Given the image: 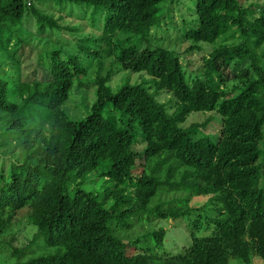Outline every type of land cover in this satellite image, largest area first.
Listing matches in <instances>:
<instances>
[{
    "label": "trees",
    "instance_id": "trees-1",
    "mask_svg": "<svg viewBox=\"0 0 264 264\" xmlns=\"http://www.w3.org/2000/svg\"><path fill=\"white\" fill-rule=\"evenodd\" d=\"M166 1L0 0V145L16 139L10 152L20 149L17 161L0 164V236L28 208L35 234L25 248L15 249L20 264H252L256 256L264 261V0H195L180 41H192L191 51L204 50L200 44L215 47L190 74L177 52L143 47L160 26ZM37 2L60 10L65 3L79 4L94 9V22L103 20L101 35L92 38L97 49L88 55L101 58V68L108 63L107 71L95 73L94 98L74 120L63 107L75 85L84 87L92 59L61 50L43 59L35 46L36 61L28 63L31 50L24 39L9 50L16 28L28 18L41 35L76 29L37 9ZM22 65L30 70L25 79ZM118 70L144 72L147 80L128 81L114 92L109 84ZM160 92L174 104L159 102ZM213 111L222 118L215 138L198 136L210 118L180 126L194 112ZM139 145H145L143 152ZM95 172L106 187L87 192L79 181ZM160 191L178 197L147 210ZM202 196L207 202L194 208L191 199ZM212 204L216 209L204 216ZM136 214L149 224L196 215L191 229L199 230L205 220L214 231L171 255L164 251L167 232L161 228L153 231L152 245L140 249L139 240L125 243L114 234L132 229L136 222L128 219ZM41 238L60 249L24 262Z\"/></svg>",
    "mask_w": 264,
    "mask_h": 264
},
{
    "label": "rangeland",
    "instance_id": "rangeland-1",
    "mask_svg": "<svg viewBox=\"0 0 264 264\" xmlns=\"http://www.w3.org/2000/svg\"><path fill=\"white\" fill-rule=\"evenodd\" d=\"M195 0H177L176 3L171 5V0L165 2L166 10L160 13L161 15V24L159 27L155 28L152 33L148 36V40L143 43V47L152 46V47H162L175 51L180 56V61L185 67V70L188 74L195 71L199 65H202L203 58L206 57L212 48L215 45L210 44H200V46L205 47L204 50H195L191 51L190 46L193 44L192 41L181 42L180 36L183 28V20H191V14H193V9L195 8ZM171 5L174 8L173 11H169L168 7ZM35 7L37 9H42L47 14H55V18L59 19V23L65 26L74 28L75 30H67L66 32H61L55 30L51 34L41 35L37 31V26L33 18H28V20L23 23L22 28H16L15 35L12 37L9 43V50L13 51L19 46V39H24L25 42L30 44L29 48L25 49L30 51V56L28 55V63H35L36 55L34 54L36 50L35 46H38V51H40V56L43 59L46 57L47 53H51L54 50H61L64 54L76 53L81 56L83 60H91L92 57L88 53L93 52L97 49L96 42L92 41V38H98L101 35V26L103 20L100 17L97 18L94 22L91 17L94 9H88L85 6L73 3H65L63 9L54 7L53 4L49 3L46 5H41L39 2L36 3ZM190 8H192L190 10ZM59 9V10H58ZM186 11V13H185ZM185 13V17L181 20V14ZM103 19V18H102ZM18 29H21V32H18ZM50 30V28L48 29ZM28 32V33H27ZM89 39L87 41H84ZM140 40V37H139ZM45 41H47L45 43ZM213 46V47H212ZM43 50H45L43 52ZM65 57V56H64ZM6 60V59H5ZM44 63H48V59L43 60ZM85 62V61H84ZM86 63V62H85ZM102 63L101 58L92 59V72L89 77H84L82 81L85 82L84 87H76L71 91L70 100L64 105V110L68 113L71 120L77 119L82 115H85L86 108L85 106L90 104L94 98V89L93 79L96 76V72L99 70L105 73L107 71L108 63L103 64L102 68L99 66ZM87 64V63H86ZM23 66V65H22ZM23 69L26 71L23 72L22 78L25 79V76L30 72L29 69H26L23 66ZM4 70H9L8 66H5ZM46 74V73H45ZM44 73L42 75H45ZM41 75V76H42ZM147 80V74L142 73H133L128 71H116L115 76L110 82V86L113 88L114 92L120 89L128 81L131 84L145 83ZM78 86V85H77ZM82 88V89H81ZM157 100L161 103H173L172 96L166 92H160L157 95ZM172 105H168V111L171 112ZM173 111V107H172ZM211 119L210 125L206 131L198 133V136L201 134H208L215 138L214 132L216 128L221 125V116L217 111L213 112H194L192 113L187 120L182 123L180 126L187 129L194 123L204 122L207 119ZM137 138L141 137V132L138 128H134ZM16 139H10L5 145H0V164L5 162L8 166L11 163V158L13 161H17V158H20V149L16 148L15 152L11 153L10 148L15 146ZM138 152H143L145 145H139L135 147ZM8 151L9 153L3 155V152ZM144 165V161L141 160L138 162ZM156 163V160L153 159L152 165ZM145 167H143L144 169ZM148 169V167H146ZM100 170V169H99ZM142 170V169H140ZM81 187L87 192H97L102 191L106 187V182L103 177L97 176V172L90 174L84 178H81L80 181ZM79 182L73 183V189ZM178 195L163 193V191L158 192V194L151 200L148 209L155 207L157 204L163 202H169L174 198H177ZM207 197H195L191 199V205L194 208H202V204L207 202ZM209 200V199H208ZM161 202V203H160ZM110 204L107 205L109 207ZM215 208V204H212V207H209L205 212V208L201 211H198L196 215L203 212L204 216H211V208ZM28 208L23 209L22 212L17 216L13 226L7 231V233L0 236V264H20L15 256V249L25 248L32 240L35 229L32 228L28 222ZM147 215V213H146ZM196 215L191 218L180 219L178 221L174 220H156L152 223H148L146 219L140 221L142 217L141 214H136L128 222H136L135 226L132 229H119L117 233H114L115 236H119L125 243H132L135 240H139L136 245L138 248L142 249L146 245H152L153 236L152 233L155 230L164 229L166 230V239L164 243L165 253L171 255H178L183 252L184 247H189L195 237H202L212 234L214 231L213 226L208 229L205 220H202V228L199 230L191 229L189 224L191 220L193 221L196 218ZM146 218V217H145ZM60 248L59 247H49L45 242V238L39 239L33 246V253L27 256L24 259L26 262L31 257H38L42 255H49L56 253ZM230 264H243L240 260L231 259ZM252 264H264V261L259 257L253 258Z\"/></svg>",
    "mask_w": 264,
    "mask_h": 264
}]
</instances>
